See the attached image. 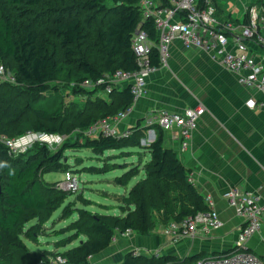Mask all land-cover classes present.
Here are the masks:
<instances>
[{
  "label": "trees",
  "instance_id": "trees-1",
  "mask_svg": "<svg viewBox=\"0 0 264 264\" xmlns=\"http://www.w3.org/2000/svg\"><path fill=\"white\" fill-rule=\"evenodd\" d=\"M157 1L167 4L166 0ZM198 2L202 6L203 0ZM252 4L264 6V1L252 0ZM247 19L245 14L244 23ZM139 24L155 40L153 21L142 18L140 0H0V64L14 76L13 84L0 82V137L67 135L78 129L82 140L70 139L56 148L35 141L17 155L0 141V162L7 165L0 168V264H48L47 257L56 255L65 258L63 264H90L89 258L105 250L117 232L131 230L147 236L158 222L166 226L207 209L204 197L188 180L190 170L176 151L164 146L163 130L158 128L156 138L146 147L139 145L143 132L138 124L129 128L127 137L85 133L97 121L131 105L128 86L113 89L107 98H93V92L78 83L95 80L105 72L135 70L130 40ZM150 61L158 66L156 49ZM59 78L66 83L55 84ZM47 91L51 94L45 95ZM75 147L90 149L97 159L108 150L130 156L137 152L126 149L145 148L148 159L142 162L138 157L136 163L121 165L129 169L111 183L127 188L140 171L144 176L126 193L113 196L119 214L79 210L78 220L67 228L73 234L56 243L64 246L65 241L81 234L84 239L78 245L61 252L29 251L23 240L36 241L52 213L73 193L57 188L60 179L50 182L44 175H76L65 161L66 152ZM114 167H82V172L104 173ZM79 199L89 204L81 194ZM32 220L35 222L27 227ZM204 254H164L154 259L132 257L128 252L121 263L110 264L193 263Z\"/></svg>",
  "mask_w": 264,
  "mask_h": 264
},
{
  "label": "crops",
  "instance_id": "crops-1",
  "mask_svg": "<svg viewBox=\"0 0 264 264\" xmlns=\"http://www.w3.org/2000/svg\"><path fill=\"white\" fill-rule=\"evenodd\" d=\"M213 5L218 19L244 23L246 9L253 4L252 0H213ZM245 43L253 55L261 54L263 48L249 40ZM231 47L232 43H229L228 48ZM166 63L167 66H159L148 75L144 93L131 104L130 112L119 123V128L129 129L138 124L144 134L142 146L146 147L154 141L158 130L157 125H148L151 109L182 112L202 104L205 112L191 133L186 149L178 151L176 130L163 133V144L178 153L180 161L192 174V185L197 192L203 197H212L222 226L208 236L180 239L173 245L168 243L161 230L160 234L150 236L116 234L102 254L91 257L93 264L117 263L128 252L159 248H163L164 254L170 252L178 257L201 252L206 253L202 257L228 252L233 247L242 218L228 206L223 197L225 191L237 186L256 193L264 202V106H246V100L250 98L262 102L261 94L239 85L236 75L225 70L207 51L185 48L178 40L169 45ZM130 156L132 159L123 161V165L137 162L136 154ZM105 181L107 185L111 182ZM128 188L130 186L122 188L121 193H126ZM262 221L246 246L264 264V215Z\"/></svg>",
  "mask_w": 264,
  "mask_h": 264
},
{
  "label": "built area",
  "instance_id": "built-area-1",
  "mask_svg": "<svg viewBox=\"0 0 264 264\" xmlns=\"http://www.w3.org/2000/svg\"><path fill=\"white\" fill-rule=\"evenodd\" d=\"M166 1L167 4L163 6L156 0H140L142 18L153 21L156 37L155 40H152L147 32L140 27V24L133 31L130 48L135 57L137 66L135 70L105 72L95 80L85 79L78 85L93 92L91 95L93 98H107L113 89L121 90L122 87L128 86L132 96V104L144 93L148 75L159 66H167L169 45L178 40L185 48L207 51L225 70L236 75L239 85L259 92L263 101L256 102L250 98L246 100V106L263 108L264 6L252 5L248 7L247 23H235L228 19H218L211 0H203L202 6L199 5L198 0ZM246 40L263 48L261 54L257 57L253 55L247 48ZM229 43H232L231 48H228ZM153 49H156L158 53V66H153L150 61V54ZM0 82L14 83V76L6 74L1 64ZM130 108L131 105L113 116L97 121L85 133L91 135L97 132L102 136L115 137L129 136L131 130L128 128L120 129L119 123L130 112ZM204 112L205 108L200 103L195 107L185 108L182 112L153 108L149 113L148 125H157L163 132L176 130L179 136L178 151H184L189 144L191 133ZM42 135L55 137L54 134ZM23 137L17 138L15 141L18 143ZM6 144L14 151L12 141L7 140ZM188 177L189 182L192 183V174L190 173ZM56 186L63 191L75 192L78 189L77 177L67 172ZM223 197L235 214L242 218L232 249L222 254L200 257L193 263L178 262L174 264H261V261L248 250L246 242L263 222L264 202L260 201L256 193L243 190L237 186H231L227 189ZM204 202L207 205L206 210L188 215L178 222L172 221L166 226H162L161 234L169 244L184 238L195 239L208 236L211 231L221 228L222 221L214 208L212 197L205 195ZM132 233L131 230H125L116 234L127 237ZM139 252L132 251L130 253L132 257L142 256ZM163 252V248L152 250L147 257L157 259ZM48 261L49 264H63L66 260L64 257L56 255L49 257Z\"/></svg>",
  "mask_w": 264,
  "mask_h": 264
},
{
  "label": "rangeland",
  "instance_id": "rangeland-1",
  "mask_svg": "<svg viewBox=\"0 0 264 264\" xmlns=\"http://www.w3.org/2000/svg\"><path fill=\"white\" fill-rule=\"evenodd\" d=\"M211 2L213 3V0H211ZM246 13H247V9H246ZM215 14H216V9H215ZM240 15L241 13L239 14V16ZM5 73L12 75V73L6 69H5ZM64 83L66 82H64L62 78H59L55 81V84H58L59 86L60 84H64ZM60 92L63 93L64 91L60 89ZM48 94H51V91H47L45 93V95H48ZM140 130H143V129L140 128ZM91 135H92L91 137H94L96 135V132H94ZM53 136L55 137L51 138V137H45L42 134L28 133L23 138H21L18 141V143L16 142L17 138L9 140V141L13 142L12 146L14 148L15 155H17V153L22 152L19 150L24 151L31 143L35 141L45 142L52 148H56L60 144H62L64 141H68L74 138L80 139L81 133L77 129L67 135L55 134ZM142 139H144V134H143ZM142 139L139 142V145L141 147H143L142 144H144ZM7 140L8 138L0 137V141H2L3 143H6ZM146 140L147 138L145 139V141ZM79 141L82 142L81 139ZM141 147L140 148H130L126 150L137 152L133 154H136L141 159V161H143L144 159L146 160L148 158V154H147L146 149L141 148ZM119 154H121L119 153V151L108 150L103 155L100 156V159H97L92 154L90 149L89 150L83 149V148L78 149V147H75L66 152L67 158L65 159V161L72 165V170L73 172L76 173V177L78 180V189L75 192H73L68 198H66L63 204L56 211L52 213L49 221L44 225V230H43L42 235L37 237L36 241H28L26 239L23 240V242L25 243V246L28 248L29 251L45 252V251L51 250L52 252H56V250H58L61 252L69 248H72L73 246L78 245L79 241L84 239L83 235L81 234L80 235L78 234V238L76 239L71 238L72 240L70 239L68 241H65L64 246L57 247L56 243L60 240L69 238V236L73 234L74 231L68 230L67 228L71 223L78 220L79 210H81L82 208L89 210L92 214L99 213V214L114 215V214L120 213L117 207V203L113 199V196L115 194H120L122 191V187L115 186L111 182L109 183L110 185L109 184L107 185L108 182L105 181L108 179L112 180L116 175H121L122 172L129 169V166H127L125 167L124 170L122 171L119 170L120 168L119 165H123L122 164L123 161L125 160L128 161L127 159L131 158V156H128V154H126L125 156H122ZM77 159H80L81 161L78 162ZM137 161H138V158H137ZM112 164H115L114 169L110 168L104 173H95V172H89V171L82 172L83 170L82 167L93 166V167H97L98 169H100V168H105V167L109 168ZM63 176L64 175L62 173H48L44 175V179L52 182V181L63 178ZM143 176H144L143 171H140L139 174L130 181L128 186H131L133 183H135L136 180H138L139 178H142ZM79 194H81L82 197L87 199L89 204H86L85 202H81L82 200L79 199ZM69 206H70V209H68ZM63 211L65 213H68V215L65 218H63V215L65 214L63 213ZM34 222H35L34 220L29 221L26 224V226L28 227ZM163 225H161V223L158 222L157 227L154 228L152 232L149 233L147 236H150L151 234H154V233L160 234L159 232ZM139 253H141L144 256H148L151 253V251L145 250ZM167 254H171V253L168 252ZM162 255H164V253ZM49 257H53V256H49ZM120 261L122 262V260ZM121 262H117V263H121ZM89 263L93 264L91 262V258H89ZM38 264H43V263L39 262ZM48 264H49V261H48Z\"/></svg>",
  "mask_w": 264,
  "mask_h": 264
},
{
  "label": "clouds",
  "instance_id": "clouds-1",
  "mask_svg": "<svg viewBox=\"0 0 264 264\" xmlns=\"http://www.w3.org/2000/svg\"><path fill=\"white\" fill-rule=\"evenodd\" d=\"M7 167V165L3 162H0V168ZM9 174H11V170L9 171Z\"/></svg>",
  "mask_w": 264,
  "mask_h": 264
}]
</instances>
